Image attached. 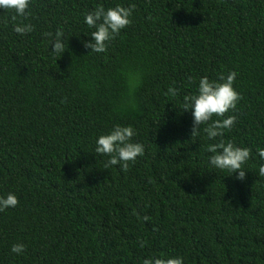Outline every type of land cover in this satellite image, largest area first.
<instances>
[{
  "label": "trees",
  "instance_id": "16d2710c",
  "mask_svg": "<svg viewBox=\"0 0 264 264\" xmlns=\"http://www.w3.org/2000/svg\"><path fill=\"white\" fill-rule=\"evenodd\" d=\"M100 4L136 8L96 53L85 14ZM26 11L13 22L0 8V196L19 200L0 211V264H264V0H30ZM58 29L60 54L44 35ZM233 71L242 99L213 119L235 125L192 137L184 96ZM116 124L144 146L126 172L95 152ZM221 139L251 150L245 179L210 163Z\"/></svg>",
  "mask_w": 264,
  "mask_h": 264
},
{
  "label": "clouds",
  "instance_id": "9594fccd",
  "mask_svg": "<svg viewBox=\"0 0 264 264\" xmlns=\"http://www.w3.org/2000/svg\"><path fill=\"white\" fill-rule=\"evenodd\" d=\"M30 0H0V8L14 11L11 16L13 22L17 21L18 17L28 15L27 9ZM135 4L128 7L116 5L105 9L103 4L97 5L93 11L85 14V23L89 28H94L91 33L92 40L85 41V47L90 48L91 52L102 53L107 51V43L114 40L119 35L121 29L126 28L131 24L130 17ZM31 24L15 23L14 31L18 34H24L33 31ZM46 37H51L54 46L52 52L56 54L65 51L63 41L64 31L58 29L53 37L51 32H45ZM236 72L233 71L227 76L220 75L218 80L210 81L208 76L199 78L197 92L195 94L184 96V110H192L193 126L191 129L192 137L198 136L201 131L207 134L209 140H214L217 137H223L225 130H230L236 123V116L230 115L223 119H213V117H225V114L230 110L236 109L237 103L242 99L240 93L234 87ZM191 81L192 78L189 77ZM166 95L176 96L177 89L173 86L168 88ZM135 131L132 126H121L116 124L108 134L100 135L96 141L95 152L97 154L108 155L111 158L106 162L104 169H108L112 165L120 164L123 171H127L129 161H135L138 156L144 155V146L139 142H132V137ZM206 150L213 155L210 156V163L217 169H227L232 173L239 170L237 179L243 180L246 173L242 165L249 160L251 150L246 147L236 146L233 142L225 143L221 139L218 143L208 144ZM258 154L264 160V148H258ZM258 174L264 177V164L259 166ZM19 203L17 196L14 193H8L7 196H0V211H4L9 207H15ZM145 221L150 217L144 216ZM145 241H141L140 246L144 247ZM25 250V245L16 243L11 246L13 253H22ZM143 264H183V258H148L143 260Z\"/></svg>",
  "mask_w": 264,
  "mask_h": 264
}]
</instances>
